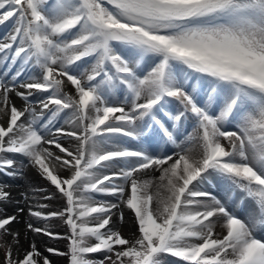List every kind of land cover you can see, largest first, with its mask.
Returning a JSON list of instances; mask_svg holds the SVG:
<instances>
[{
    "label": "snow or ice",
    "instance_id": "snow-or-ice-1",
    "mask_svg": "<svg viewBox=\"0 0 264 264\" xmlns=\"http://www.w3.org/2000/svg\"><path fill=\"white\" fill-rule=\"evenodd\" d=\"M6 23L0 173L31 166L53 188L44 199L64 200L46 212L35 189L21 193L26 229L69 241L46 252L69 264H264V0H0ZM150 139L159 154L131 143ZM125 209L131 238L113 222ZM16 213L0 210V231L19 249ZM56 217L67 233L31 220ZM0 264L52 262L33 242L22 255L9 245Z\"/></svg>",
    "mask_w": 264,
    "mask_h": 264
},
{
    "label": "bare ground",
    "instance_id": "bare-ground-1",
    "mask_svg": "<svg viewBox=\"0 0 264 264\" xmlns=\"http://www.w3.org/2000/svg\"><path fill=\"white\" fill-rule=\"evenodd\" d=\"M65 91L68 92L69 94L73 93L74 92V86H72L70 84V82L65 83ZM12 95H14V94H12ZM12 102L17 106V108H22L24 106V101L21 100L19 97H16L15 95H14V97H12ZM37 108H38V106H37ZM64 143H65V141H64ZM64 146H65V144H64ZM159 149L160 148H158L157 146L149 147V151L151 153L153 151H155L157 154H159L160 153ZM53 150L56 151L54 149V147H53ZM16 162H17V164H19L20 160H18ZM25 163H27V162L25 161ZM31 168H33V167H31V166L24 167L23 171L25 169L27 170L28 181L32 182L34 184H30V183L25 182L24 180L19 179L17 182V185H16V184H14V182L9 181L7 179H4L6 181H4L3 184H6L9 186V189L11 191V195H14L16 191H18L20 193L17 196L18 201H20L18 206H16V208L11 206V208L9 210H7V206H4L3 207L4 210H2L4 213L11 215L13 213H16V209L18 207H27L23 203L22 198H21L22 188L25 189L23 192H25L29 188L36 190L33 192H29V196L34 197L31 200V203L34 207H38V204L43 202L44 204H47L49 206L48 209L47 208L44 209V211H46V212L51 211L50 210L51 208L53 210H61L63 200L62 199L59 200L58 196L52 200H45L44 197L47 196L53 190V188H52V186H50V184L46 180H44L39 175V173L37 171L34 172ZM140 178L141 179H150V178H152V175L151 174L145 175L144 173H141ZM18 183L19 184L23 183V184L19 185ZM34 185H38L37 186L38 188H35ZM40 189H44L45 191H39ZM101 197H103L102 194H101ZM106 198L109 200L113 199L111 197H106ZM58 207H59V209H57ZM25 210H27V208H25ZM16 214L21 217V220H17L16 222H14L11 225V228L13 231H18L20 233L19 249L16 248L15 242L12 240V237L10 235H8L9 240L11 242L10 245L13 247L14 254L19 252V254L22 255L23 251L29 249V246L33 242H35V244L37 245V248H39L42 251V253H45L44 250H45V247H47V246L53 247L60 252H65L64 250H66V244L61 239L46 240L43 236L37 235V234L27 230L25 227V221H26V219H28V215H24L23 213H16ZM31 220L34 223V226H36V227L40 226V224L35 222L32 218H31ZM113 222H114V226L116 228H118L122 234L124 233V235L126 237H127L128 233L131 232V235H132L136 231V229L133 225V214L130 210L125 209L124 221L121 222L119 220V217L117 216V217L113 218ZM61 223H59L58 220H56V218L49 222L50 227L52 228V230L54 232H57V233H60L61 235H63L65 233H63V229H61V228L65 227V225H62ZM26 232H27V235H25ZM45 255L48 256L50 261H53L56 264H65L67 261V258H68L67 256H61V255H57V254H53V253H49L48 255L47 254H45Z\"/></svg>",
    "mask_w": 264,
    "mask_h": 264
},
{
    "label": "rangeland",
    "instance_id": "rangeland-1",
    "mask_svg": "<svg viewBox=\"0 0 264 264\" xmlns=\"http://www.w3.org/2000/svg\"><path fill=\"white\" fill-rule=\"evenodd\" d=\"M10 29V25L9 24H6V25H0V36H2L3 34H5L8 30ZM65 79V81H66V78H64ZM66 83H69V82H67L66 81ZM12 97H14V95H12ZM169 107H171V108H176V107H179V105L178 104H175V103H172V104H170L169 105ZM190 123V122H189ZM188 132H191V127L189 126L188 127ZM229 130H234V129H229ZM132 143V146L135 148V147H143L144 145H137V143L136 142H131ZM65 146H67V147H69L70 146V142L68 141V140H65ZM154 145H157V144H154ZM160 151H162V149H159ZM149 153H151L150 151H149ZM9 155V157L10 158H13V159H15L16 161H18V160H20V161H22V160H24V158L22 157V156H20V155H18V154H8ZM34 172L35 171H37L35 168H31ZM23 173H24V175H23V178H12V177H8V176H5L3 173H0V183H3L4 181H6V180H4V179H7V180H9V181H12V182H14V184H16L17 185V182H18V180L19 179H21V180H24L25 182H27V183H30V184H34V183H32V182H29L28 181V178H27V170L25 169L24 171H23ZM26 173V174H25ZM19 184V183H18ZM23 183H20L19 185H22ZM38 185H34V187L35 188H38L37 187ZM29 187V186H28ZM25 189H23L22 188V192L24 191ZM18 194H20L18 191H16L15 192V194L14 195H12V202L11 203H8V204H6V205H0V210H4V206H7V210H9L10 208H11V206L12 207H14V208H16V206H18V203H17V201H18V199H17V196H18ZM95 199H105V200H109V199H107L105 196H103V197H101V194H97L96 196H95ZM59 200H60V198H59ZM42 204H44L43 202L42 203H40V204H38V207H34V210H41L40 209V205H42ZM63 204H64V200H63ZM62 204V205H63ZM24 208H27V207H24ZM49 208V206L47 207V209ZM57 209H59V207L57 208ZM44 210V209H43ZM51 211H59V210H53L52 208L50 209ZM61 210H62V208H61ZM26 212V213H25ZM25 212H23V214L24 215H28V211L27 210H25ZM242 216H244V214L242 213L241 214ZM19 218H18V220H21V217L20 216H18ZM35 222H37V223H39L40 224V226L39 227H45V225H47L49 228H51L50 227V224H49V222L50 221H52V220H54L55 218H52L51 220H49V221H42V220H37L36 218H32ZM56 220H58V222L59 223H61L62 225H65L64 224V222L59 218V217H56ZM52 229V228H51ZM61 229H63V233H67L69 230L67 229V227L65 226V227H63V228H61ZM37 235H40V236H43L46 240H49V239H51V240H53L52 238H49V237H47L46 235H44V234H37ZM123 235H124V233H123ZM125 236V235H124ZM131 232L130 233H128L127 234V237L126 238H131ZM65 244H66V250H64L66 253L68 252V244H69V241L68 240H66V239H61ZM10 240H9V237H8V235H6L4 232H2V231H0V261H3V259H4V257H5V254H6V252H7V250H8V247H9V245H10ZM47 247H50V246H47ZM47 247H45V249L47 248ZM39 249V248H38ZM40 250V249H39ZM41 251V250H40ZM42 252V251H41ZM44 252L45 253H43V255H45V254H49L48 252H46L45 250H44ZM87 258H89V259H95V260H101V259H104V254L103 253H93V254H87ZM52 262V264H56V263H54L53 261H51ZM65 264H69V258H67V261H66V263ZM105 264H107V261H105ZM167 264H183V262L179 259V258H176V257H171L170 255L167 257Z\"/></svg>",
    "mask_w": 264,
    "mask_h": 264
}]
</instances>
